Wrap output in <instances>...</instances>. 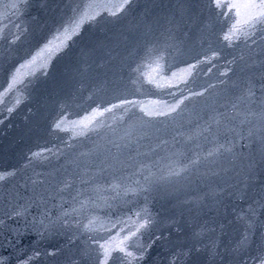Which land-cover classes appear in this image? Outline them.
Instances as JSON below:
<instances>
[{
  "label": "snow or ice",
  "instance_id": "1",
  "mask_svg": "<svg viewBox=\"0 0 264 264\" xmlns=\"http://www.w3.org/2000/svg\"><path fill=\"white\" fill-rule=\"evenodd\" d=\"M264 6V5H262ZM15 7V5H14ZM260 16L264 17V12L260 13ZM195 95H203V92H199V93H194ZM249 96H253L254 94L251 92V90H249L248 93ZM184 99H187V97H185ZM127 102V101H125ZM183 100H180L177 104L171 106L169 108V113H174L177 111V108H179L180 104L183 103ZM120 105H113V107H119ZM233 109L236 108V105L232 106ZM107 111H111V109H106ZM9 111H11V109H9ZM161 115H163L164 113H160ZM240 114L237 113L236 116H233L232 119L235 120ZM248 115H252V113H249ZM248 122V118L247 115L245 116V118L243 120L240 121L241 124L247 123ZM216 123H219V121H216ZM58 127V125H57ZM204 131L206 132H211V125H208L207 128L204 129ZM230 131H232L234 133V138L231 140H228L226 143L223 144H219L217 147H215L213 150L209 151L206 156L204 157V159H209V158H215V157H219V156H223L225 153L233 155L234 157L236 156V153L234 151L235 149V144H236V137H238L240 140H244L246 139V137L244 135H242L241 133H238L235 131V128L230 129ZM257 133H259V139L261 141V144L264 145V122L261 123V125L255 129H249L248 133H247V138H251L253 135H256ZM262 152H264V148H262L261 150ZM199 158L197 159V161H192L190 162L191 164H195L198 163ZM213 163H215V160H213ZM189 166L186 165L183 168H179V169H170L168 174H167V178L169 180V182H171L170 178L171 177H179L182 175V173H184L185 171H187V168ZM251 167L252 165H249V171H251ZM4 179L3 176H0V180ZM165 179V178H162ZM142 191L145 192H150L151 189L150 188H144L142 189ZM137 216H140V213H137ZM135 223V222H133ZM147 224V220H145L144 223H140L139 226L136 228V231L131 232V236H135L137 232L140 231V229L144 228ZM113 227H115V225H113ZM129 236H125V240L129 239ZM121 252L125 251L124 247H121L119 249ZM128 256H131L132 253L131 252H127L126 253ZM176 258L174 257L173 260H175Z\"/></svg>",
  "mask_w": 264,
  "mask_h": 264
}]
</instances>
